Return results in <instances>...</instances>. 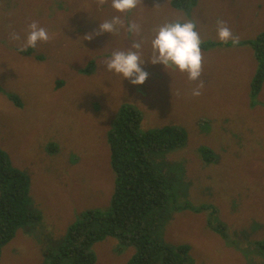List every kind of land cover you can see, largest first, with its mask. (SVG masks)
Listing matches in <instances>:
<instances>
[{
    "label": "rangeland",
    "instance_id": "rangeland-1",
    "mask_svg": "<svg viewBox=\"0 0 264 264\" xmlns=\"http://www.w3.org/2000/svg\"><path fill=\"white\" fill-rule=\"evenodd\" d=\"M6 1L7 5L0 4V150L11 167L32 174L31 181L37 185L31 195L44 215L66 231L65 224L70 226L86 210L105 211L110 207L116 176L108 131L121 109L130 104L143 114L142 133L167 126L186 132L185 146L159 159L177 160L175 163L185 165L188 175L196 171L198 163L210 160V154L221 160L213 167L205 164L212 175L213 194L203 197L200 190L206 186L196 182L190 197L204 210H169L161 228L163 239L174 246H185L196 264H264L247 237L253 233L245 230L257 225L264 229V174L258 164L244 161L250 154L255 159L264 158V133L253 128L247 133L238 131V124L233 122L244 112H253L255 120L261 117V111L264 113V85L261 111L243 102L257 67L249 46L238 49L235 44H222L201 49L198 81L189 80L186 73L167 72L162 65L146 62L143 67L149 73L148 80L134 87L105 67L112 52L127 51L133 43H140L143 60L151 59L155 30L177 20L194 21L202 42L223 43L216 34L218 20L238 43L255 41L264 33V0H197L190 7V16L181 8L163 7L169 0H139V10L124 14L116 12L110 0H77L79 5L71 9L70 16L61 13L66 0H61L62 4L58 0ZM247 2L251 6L245 9ZM82 10L104 21L119 16L125 27L110 35L96 34L98 25L84 31L83 19L77 14ZM62 17L66 20L59 31L53 32ZM37 21L50 39L19 51L28 26ZM129 21L139 25L138 34L127 32ZM13 32L19 40L10 39ZM87 34L93 39L86 40ZM44 50H53L56 57L44 54ZM40 53L47 56L39 60ZM88 65L91 71L85 72ZM198 86L200 95H192ZM235 93L240 94L232 100ZM54 142L59 151L50 154L48 148ZM206 152L208 160L203 159ZM259 164L264 166V162ZM245 170L247 179L223 187L229 179L238 182V174ZM256 217L259 220L253 219ZM221 218L235 224L240 232L230 230L225 238L217 231ZM256 236H264V230L251 238ZM36 239L35 233L18 232L3 247L0 264H44ZM94 248L98 264H128L134 256L130 248L118 253V241L111 237Z\"/></svg>",
    "mask_w": 264,
    "mask_h": 264
},
{
    "label": "trees",
    "instance_id": "trees-1",
    "mask_svg": "<svg viewBox=\"0 0 264 264\" xmlns=\"http://www.w3.org/2000/svg\"><path fill=\"white\" fill-rule=\"evenodd\" d=\"M76 1L66 0L63 3L58 0L57 3H63L61 13L68 16L73 7H78L79 4ZM72 2L74 6H71ZM189 2L192 3L187 6ZM196 2L197 0H169V2H163L162 6L181 8L190 16V7ZM0 4L5 6L7 1L0 0ZM158 5L161 4L158 3ZM249 6L251 4L247 2L245 9ZM137 9L139 10L138 7ZM77 14L83 19L81 29L84 31L86 27H95L99 25V22L104 21L102 17L91 16L84 10ZM65 20L63 17L58 20L57 29L53 32L59 31L62 21ZM222 44L231 45L233 43L231 41L202 42L201 49L207 50ZM235 45L238 49H241L242 45L249 46L247 49L252 51L253 60L257 63L243 102L247 107L251 103L252 107H258L261 111L264 85V33L255 41L245 40ZM44 51V54L48 53L56 57V52L53 50ZM43 56V53H40L37 58L42 60L47 55ZM2 57L3 55H0V61ZM84 71L90 72L91 65H88ZM219 74L220 71L216 73L215 79ZM226 80H224L225 83ZM238 86L241 91L242 87L239 84ZM239 94L235 93L234 98H230L233 100ZM260 115L261 117L255 120L256 115L253 112H244L236 118L238 121H233L238 124L236 130L247 133L250 128H253L255 131L264 133V113L261 111ZM142 120V112L130 104L124 106L114 119L108 131L111 166L116 176L110 207L105 211L86 210L73 224L70 226L65 224L66 231L56 226L53 220L48 219L42 207L34 202L31 191L37 184L32 183L30 177L32 174L11 167L8 157L0 150V259L3 247L9 244L18 232L22 231L25 234L35 233L44 264H64L65 262L68 264H98V253L93 245L102 243L106 237L118 241V253L129 248L134 250V256L128 264H196V260L189 255L185 246H174L163 239L161 228L167 219L169 210L192 207L200 211L204 210V207L194 205L190 197L194 193L196 182H203L206 186L204 190L200 187L203 190H200L203 197L213 194L211 193L213 186L210 185L212 175L205 169V164L213 167L219 165L221 160L213 154H210L211 158L208 160L209 156L206 152L203 159L208 161L198 163L195 167L196 171L188 175L185 165L175 163L177 160L171 157L159 159V156H167L185 146L186 132L180 128L167 126L153 132L142 133L140 129ZM58 151L55 142L48 148L50 154ZM253 156L250 154L244 158V161H250L255 166L258 164L264 174V166L259 164L264 162V158L255 159ZM238 175V182L236 178H232L223 187L243 182L247 179L248 171L245 170ZM223 187L217 189L214 194ZM253 219L259 220L258 217ZM224 221L222 218L218 219V228H216L226 238L230 236V230L236 233L237 227L235 224ZM245 230H250L253 233L251 236H254L264 229L257 225ZM239 232L240 230L237 231ZM251 236L247 234L250 241L254 242L252 250L264 259V236L255 238ZM256 246L260 247V250L257 251Z\"/></svg>",
    "mask_w": 264,
    "mask_h": 264
},
{
    "label": "clouds",
    "instance_id": "clouds-1",
    "mask_svg": "<svg viewBox=\"0 0 264 264\" xmlns=\"http://www.w3.org/2000/svg\"><path fill=\"white\" fill-rule=\"evenodd\" d=\"M139 0H110L111 7L118 13H129L137 8ZM125 27L119 16H113L109 20L99 22L98 32L96 34H113L119 29ZM126 30L130 34H138L140 27L138 24L129 21ZM217 38L221 42L231 41L236 44L238 41L233 37L232 32L224 22L217 21ZM92 40L93 35L87 34ZM10 39L19 40L20 37L15 33L10 34ZM50 39L48 31L33 22L28 26V31L24 38L23 47L18 49L24 51L32 49L38 43H46ZM201 37L196 29V25L190 21H174L159 26L151 39L152 57L149 60H143L140 55V43H133L127 51H114L106 62V69L121 76L124 80L131 83L132 86H143L148 80L149 73L144 69L148 62L151 65H162L165 70L172 69L186 73L191 81H198L202 72V52ZM192 95L199 96V86L192 91ZM94 247V245H93Z\"/></svg>",
    "mask_w": 264,
    "mask_h": 264
},
{
    "label": "bare ground",
    "instance_id": "bare-ground-1",
    "mask_svg": "<svg viewBox=\"0 0 264 264\" xmlns=\"http://www.w3.org/2000/svg\"><path fill=\"white\" fill-rule=\"evenodd\" d=\"M216 1V0H215ZM77 2V1H76ZM217 9V8H216ZM213 11V10H212ZM211 13V12H210ZM213 13V12H212ZM254 95V94H253Z\"/></svg>",
    "mask_w": 264,
    "mask_h": 264
}]
</instances>
